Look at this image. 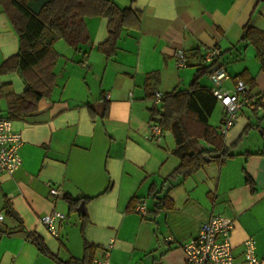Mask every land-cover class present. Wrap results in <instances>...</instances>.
<instances>
[{"label":"crops","instance_id":"crops-1","mask_svg":"<svg viewBox=\"0 0 264 264\" xmlns=\"http://www.w3.org/2000/svg\"><path fill=\"white\" fill-rule=\"evenodd\" d=\"M112 1L134 12L114 50L105 44L108 19L86 17L87 43L77 49L63 40L54 44L50 97L28 117L11 119L22 139V163L12 175L0 173V264H90L110 242L109 264H185L182 245L211 215L233 225L235 255L250 236L264 256V110L240 109L222 136L224 159L205 160L185 178H169L180 163L173 136L164 131L155 142L148 131L154 92L186 89L210 47L222 52L229 76L222 86L231 89L241 79L264 95V57L241 39L246 25L264 32V0ZM17 49L0 5V64ZM176 50H183L186 66H178ZM199 83L213 86L208 74ZM24 89L17 72H0V116L7 115L8 94ZM210 117L220 132L223 106L216 124ZM66 194L87 198L83 213L70 207ZM138 202L145 216L133 211ZM52 209L66 215L56 223L57 236L39 219ZM30 232L41 237L46 253Z\"/></svg>","mask_w":264,"mask_h":264},{"label":"trees","instance_id":"trees-1","mask_svg":"<svg viewBox=\"0 0 264 264\" xmlns=\"http://www.w3.org/2000/svg\"><path fill=\"white\" fill-rule=\"evenodd\" d=\"M27 1L0 0L18 39L17 52L3 60L0 72H17L25 83L23 92L8 94L7 115L4 117L9 119L28 117L42 99L50 97L56 80V41L63 40L70 47L79 48L90 39L86 17L103 16L108 19L109 37L105 44L114 50L120 31L134 14L130 8H120L112 0H49L38 14H34L26 7ZM241 39H250L257 55L264 57V32L246 25ZM209 68L201 64L186 89L163 93L160 104L154 105L151 110L152 120L173 136L176 144L174 152L180 159L169 178H185L205 163L204 156L223 160L228 151L223 144V134L208 123L218 102L210 89L200 85L199 80L208 74ZM202 142L209 147H204ZM212 153L217 154L213 156ZM245 181L253 188L250 176L247 175ZM64 198L73 210L83 199H87L67 194ZM28 238L42 253L47 252L39 235L30 232Z\"/></svg>","mask_w":264,"mask_h":264},{"label":"built area","instance_id":"built-area-1","mask_svg":"<svg viewBox=\"0 0 264 264\" xmlns=\"http://www.w3.org/2000/svg\"><path fill=\"white\" fill-rule=\"evenodd\" d=\"M221 51L218 47L205 49L202 60L203 64L214 67L208 73L213 86L211 93L224 108V120L220 133L225 134L234 124L237 112L242 108L253 111L264 110V95L252 92L241 80H236L233 88L227 89L222 83L229 78L225 64L220 58ZM178 66H186L187 59L183 50H176ZM86 66L87 63L83 62ZM163 93L156 91L152 101L154 105L160 104ZM150 138L159 142L164 134L158 122L151 120L148 124ZM22 139L19 132L12 127L11 119L0 116V173L12 175L21 165L22 159L20 148ZM50 193L57 197L59 192L50 187ZM133 211L145 216L147 209L144 203H136ZM3 215L0 214V220ZM66 218L60 211L52 209L40 216V222L54 236H57L56 223ZM233 225L226 222L222 215H211L201 224L197 234L182 245L185 264H264V256H258L255 251V240L247 237L243 240L240 256L235 255L231 242V231ZM111 242L105 246L104 255L93 258L90 264H109Z\"/></svg>","mask_w":264,"mask_h":264},{"label":"water","instance_id":"water-1","mask_svg":"<svg viewBox=\"0 0 264 264\" xmlns=\"http://www.w3.org/2000/svg\"><path fill=\"white\" fill-rule=\"evenodd\" d=\"M49 0H28L26 2V7L34 14H38L41 10V8L48 3ZM214 67L209 68L208 73H210L213 70ZM205 160H208L209 158L207 156H204ZM83 208H84V202H80L77 210L80 213H83Z\"/></svg>","mask_w":264,"mask_h":264},{"label":"rangeland","instance_id":"rangeland-1","mask_svg":"<svg viewBox=\"0 0 264 264\" xmlns=\"http://www.w3.org/2000/svg\"><path fill=\"white\" fill-rule=\"evenodd\" d=\"M219 110L220 104L217 103L210 117V123H212L213 125L216 124V121L218 120Z\"/></svg>","mask_w":264,"mask_h":264}]
</instances>
